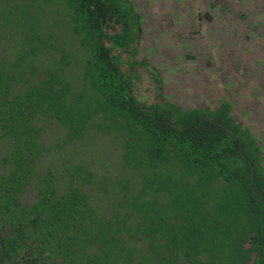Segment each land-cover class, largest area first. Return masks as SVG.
<instances>
[{
  "label": "trees",
  "instance_id": "trees-1",
  "mask_svg": "<svg viewBox=\"0 0 264 264\" xmlns=\"http://www.w3.org/2000/svg\"><path fill=\"white\" fill-rule=\"evenodd\" d=\"M24 1L0 33V264H264V128L244 119L264 109V0L151 6L154 32L209 30L234 82L259 76L251 100L189 107L142 53L138 0Z\"/></svg>",
  "mask_w": 264,
  "mask_h": 264
},
{
  "label": "rangeland",
  "instance_id": "rangeland-1",
  "mask_svg": "<svg viewBox=\"0 0 264 264\" xmlns=\"http://www.w3.org/2000/svg\"><path fill=\"white\" fill-rule=\"evenodd\" d=\"M138 1L140 2L143 14L148 22L147 29H149V31L146 32L145 47L142 48V53H146L151 59H154V61L157 62V66L162 70L168 99L176 101L185 107L211 105L223 98L231 102H238L243 98L251 100V96L249 95L251 92L247 87L249 86L250 89L255 87L258 83L259 76L248 74L246 77L238 80V82H234L231 78L234 77V75L226 74V72H228L226 66L227 61H225L224 56L218 55V50H215L217 49L214 43L216 41L213 42L210 39L212 34H208V32H210L209 30H198L194 27L193 30L187 28L183 32L179 30L180 28L178 26L180 24L178 22V24H176L178 20H170L166 22V28L169 30L161 25L159 31L154 32L155 29L159 27H154L156 25H152L153 27L149 26L152 13H150V10L153 5L154 7H160L162 12H168L171 6L167 3L159 2L160 0ZM27 2L31 5L34 3V0H27ZM24 5V0H0V33H9V31L5 29L8 22H6L4 16H8V13L12 11L10 18L17 22L22 16L21 12ZM175 18H178L177 15H175ZM190 25H192V23H190ZM55 27H57L56 29L61 28L60 20L57 21ZM178 33H180L181 36H179ZM184 36H188L190 39L179 42L178 37L183 38ZM189 52L195 55V57L193 58L191 55L188 56V54H190ZM260 53L262 54L263 52ZM199 61H202L201 64L198 63ZM261 70H264V67ZM238 71L242 74L241 72H243V69L240 68ZM263 72L262 74H264ZM229 73H231L230 70ZM245 74H247L246 71ZM259 92L263 97V89ZM246 106H249L247 101ZM248 108L254 110L256 115L246 113L250 115V117L246 116L244 119H247L256 129L261 127L264 128V121H262L264 113H261L264 109L262 110L261 104L254 101V105ZM61 136V131L58 128H53V130L48 132L47 140L55 144ZM92 146L93 145H90L85 152H87L86 156L90 157L93 167L100 170H112L114 167L112 164H115L113 160L111 163V157L114 151L113 148L94 146L96 149H99V151L93 153L94 155L91 156V152L95 151Z\"/></svg>",
  "mask_w": 264,
  "mask_h": 264
}]
</instances>
